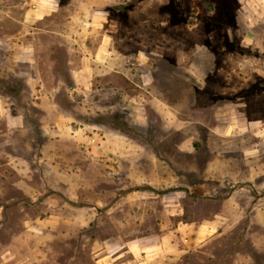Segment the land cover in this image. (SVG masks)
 Listing matches in <instances>:
<instances>
[{"label":"rangeland","instance_id":"374dc122","mask_svg":"<svg viewBox=\"0 0 264 264\" xmlns=\"http://www.w3.org/2000/svg\"><path fill=\"white\" fill-rule=\"evenodd\" d=\"M72 2L41 12L0 0V101L24 119L10 131L0 119V264H118L120 237L160 217L145 193L121 200L146 192V177L155 194L183 191V221L215 213V195L238 201L226 233L155 264H264V0H105L102 12ZM101 39L94 75H69ZM46 103L63 116L47 118ZM53 122L90 139L41 135ZM212 159L235 177L208 172Z\"/></svg>","mask_w":264,"mask_h":264},{"label":"crops","instance_id":"0c3cea01","mask_svg":"<svg viewBox=\"0 0 264 264\" xmlns=\"http://www.w3.org/2000/svg\"><path fill=\"white\" fill-rule=\"evenodd\" d=\"M34 1L37 8H39L41 12L54 11L60 6L59 0ZM82 2L83 0H73L72 3L76 4V7L79 8L80 11L84 10L88 12H102L99 11L102 9L101 5H105V0H92L90 3L96 5L93 9L91 4L86 5ZM82 7L83 9H81ZM87 24H92V22H87ZM104 43V39H101L98 42V47L96 48L95 52H93V54L89 57L84 58V63L81 67H68L67 72L69 73V75H71L72 77L83 76L90 79L94 75L95 71V68L92 66L91 62L104 60V56H102V54L104 55V53L106 52ZM24 51V53H26V56L20 53L16 57L20 61L27 63L30 66V63H33V57H29V53H27L28 49H24ZM36 91L41 92L40 89H37ZM37 97L38 96H36L35 98ZM151 105L153 111L158 114L160 119L165 120L164 123L166 124V127H170L173 130L178 129L176 119H174L170 115L169 111L163 104L159 105L155 102H152ZM40 106L45 109V116L49 119H51L52 117L53 119L54 117L58 119L63 116L60 111H58L59 109L55 107H58V105L56 104L48 105V103H46V105L42 106L40 104ZM0 119L4 121L5 129L7 131H10L12 128L21 129L24 127L23 117L19 115H11V113L8 112V108H6L1 101ZM134 123L140 124L138 122V118L134 120ZM61 127L62 125L58 122H53L45 126H39V129L41 130V135L43 134V129L45 131L44 133H47L46 135H48L50 138L54 137L62 140L82 139L84 141L86 139H90V136H85L84 133L81 134V129L75 131L74 128L70 127L71 131L70 133H67V129L69 128H64L65 131H58ZM211 130L219 137H225L230 134V132H228V130L224 127H213V129ZM2 134H4V132ZM247 152L250 153V151ZM139 153L140 152L132 150L131 153L127 152L126 154L122 155L139 156ZM151 154H153V152ZM229 162L230 160H227L228 165ZM212 165H218L216 176L223 175L231 178L235 177V173L231 174L232 170L227 167L226 162L220 161L219 159H216V161L212 159L210 161H206V165L204 168L209 172L210 169H212ZM151 166L153 168L151 170V173L154 175L158 171L155 170L156 168L153 163L151 164ZM142 180L146 181L141 182L142 184L147 185L146 192H140L138 190L132 191L128 195H122L121 200L127 201V199H133V196L131 195L135 193H141L142 195L145 193L146 196H142V198H144L143 202L145 204L151 203L159 204L161 206L159 210H157L156 208L153 209V213L157 212L158 214H160V217L155 219L153 223L140 224L136 230L130 232L129 239H123V237H120V242H118V264H155L170 255L180 256L190 251L197 250V248H201L210 240L216 239L226 233L232 227L235 218L238 215V211L236 209L238 207L237 197L232 190L234 188L230 187L229 189L232 191L226 193L225 196H222V198H218L216 195L213 196L216 199L214 200V202L219 205V208L215 213H212L204 217L203 219H200L199 221H183L180 217L183 214V208L181 207L183 198L180 196L183 191H181L180 189H176L172 196H168V194L165 193L155 194V184L153 178L146 177ZM195 184H199L198 186L202 187L204 185V182H195ZM194 187H197V185H195ZM135 203L137 204V202ZM148 211L150 212L149 208L146 209L147 213ZM123 258L129 259L127 260Z\"/></svg>","mask_w":264,"mask_h":264}]
</instances>
